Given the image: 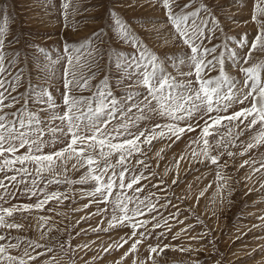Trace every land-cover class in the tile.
<instances>
[{
  "label": "snow or ice",
  "instance_id": "snow-or-ice-1",
  "mask_svg": "<svg viewBox=\"0 0 264 264\" xmlns=\"http://www.w3.org/2000/svg\"><path fill=\"white\" fill-rule=\"evenodd\" d=\"M231 2L239 11L243 10L238 0ZM148 3L164 9L166 22L157 21L159 27L153 29L157 38L167 29L164 45L179 41L182 45L179 52L158 53L114 9L109 12L114 33L122 43L130 45L126 51L117 50L112 36L100 28L79 42L65 35L60 48L63 55L53 59L51 50L39 42L15 36L7 39V24L0 27V264H36L37 260L41 264H60L57 255L68 256V264H76L77 251H91L90 244L94 242L72 246L71 229L75 225L70 218L68 231L56 227L58 222L53 217L41 215L37 218L40 237L32 238L26 232L31 230L27 222L34 210L54 211L45 208L50 201L63 205L65 201L73 204L87 200L81 207H72L71 212L87 211L93 206L96 211L80 216L76 225L94 216L109 217L107 227L97 225L90 229L93 233L130 229V234L113 239L107 247L101 246V251L85 264H97L104 253L111 254L125 246L127 250L114 264H124L130 256L131 264H147L136 258L143 245H147V261L151 264H159L157 257L168 249L182 253L199 251L191 246H161L160 242L174 227L169 221L184 224L179 216L185 211L171 204L174 193L158 195L149 191L144 195L152 180L157 183L151 187L165 193L179 183L178 174L168 185L164 176L151 167L148 153L162 141L166 142L164 147L155 153L157 165L166 149L184 136L196 133L186 150L175 158V167L178 170L189 155L190 163L215 166L213 202L220 197L223 203V190L229 189L224 175V169L229 167L225 156L235 161L237 156L248 155L237 170L245 166L250 169L243 178L245 182L260 173L259 188L248 191L264 192V154L260 158L251 155L264 147V0H243V7L249 10L244 24L255 27L235 34L228 25L231 22L238 26V21L229 13L221 16L222 3L213 0H148ZM61 7L67 27L70 0H63ZM21 39L23 63L21 49L11 47L21 43ZM28 45L34 50L31 61ZM105 57L107 71L97 80L98 73L105 70L100 67ZM61 62L62 76L57 77ZM33 64L41 65L37 71H43L48 80L61 79L63 90L52 83L33 84L29 71L27 87L19 91L25 79L24 66L31 69ZM170 67L173 71H169ZM53 90L60 98L59 103ZM237 148L239 152L234 151ZM169 170L166 168L165 175ZM53 185L56 190L48 191ZM208 187L211 185L199 192L197 203ZM22 198L35 200L12 203ZM175 198L183 202L186 197ZM160 200L165 203L160 204ZM170 205L176 211L165 217L160 209L166 210ZM17 215L25 222H16ZM195 218L198 223L204 222L199 216ZM258 219L264 221V216ZM193 227L186 225L172 239ZM253 227L264 228V224ZM83 233L85 230L81 229L75 235ZM208 234L190 239L199 240ZM65 235L67 238L62 239ZM150 238L158 243H148Z\"/></svg>",
  "mask_w": 264,
  "mask_h": 264
},
{
  "label": "rangeland",
  "instance_id": "rangeland-1",
  "mask_svg": "<svg viewBox=\"0 0 264 264\" xmlns=\"http://www.w3.org/2000/svg\"><path fill=\"white\" fill-rule=\"evenodd\" d=\"M214 3H222L224 5L221 11V16L224 13H229L235 16L238 21V26L229 22V29L233 34L247 31L249 28H254L255 25H245L244 21L249 18L248 8L243 7V0H238V4L242 11H239L237 6L232 4L231 0H213ZM63 0H0V27H4L7 24V39L12 37L26 38L27 40H35L39 42L40 46L51 50L55 59L57 55H63L61 48L62 39L67 35L73 41H81L83 38L88 37L91 33L97 31L100 28L105 30V33L112 36L113 46L117 50H129L130 45L122 43L114 33V21L112 20L109 12L116 10L118 15L130 25V27L141 36L149 47L160 52H168L172 54L179 52L182 45L177 41L175 44L171 42L164 45L163 35H167V29L160 38H157L154 26L159 27L157 21L164 23L166 18L164 17V9L160 5L155 7L149 6L148 0H70V7L67 12V27H65L64 9L61 7ZM54 5V6H53ZM77 5H79L77 7ZM152 21V22H148ZM107 39V36L105 37ZM169 41L172 37L168 36ZM95 43V38L93 37ZM218 41H213L217 43ZM234 43V42H233ZM23 39L21 43L14 44L11 47L21 49V63H23ZM29 48L28 57L31 61L33 59L34 50ZM186 50V49H185ZM11 51V48L9 49ZM38 55V54H36ZM259 57H254L258 59ZM43 60V58H41ZM108 61L105 57L100 62V67L105 69L97 75V80L103 78L105 75ZM40 64H33L30 69L27 65L24 66V82L20 85L19 91H24L28 84V73L32 72L31 80L33 84H48L52 83L55 87L61 86V79L48 80L43 71H37L40 68ZM64 64L61 62L57 66L56 76L61 77ZM169 71H173L170 67ZM216 73H212L215 75ZM235 75V72L232 73ZM127 83V81H125ZM119 88L116 89L119 92ZM53 95L57 96L53 90ZM58 103L60 98L57 96ZM196 133L184 136L177 144L172 148L166 149L163 154V159L157 165V157L155 153L160 148L164 147L166 142L162 141L155 145V148L148 153L151 157V167L154 171L158 172L160 176H164L165 182L171 185L172 179L177 174L180 177L179 183L176 186H172L170 193L161 192L159 189L151 187L152 184L157 183V180H152L144 190V195H147L149 191L156 192L158 195H171L175 194V197H186L183 202L177 200L175 197L171 199L172 205H177L180 209H185L179 216V220H183L184 224L175 223V221H169L173 223L171 234L167 235V238L163 239V244H170L177 247L191 246L193 249L199 251H191L188 253H182L180 251L168 249L160 257H157L159 264H182V262L199 261V264H264V228L253 227V225L264 224V221L258 219L260 216H264V192H251L249 189L259 188L260 173H257L252 177L250 181L245 182L244 177L250 171L245 166L242 170H237V166L242 163L244 159H248V155L243 157L237 156L235 161L228 159L229 167L224 169V175L228 178L229 189L231 195H228L229 189L223 190V203H221L220 197H216L213 202V193L216 192V168L208 163L201 164L199 162H191V156L189 155L185 160L181 161L179 169L175 167V158L186 150L189 140L194 138ZM251 135V133H249ZM59 146V145H57ZM195 147V145H193ZM190 151V149L188 150ZM239 152L240 149H234ZM261 154H264V147L254 150L251 155L260 158ZM223 163V160L221 161ZM166 168L170 170L165 175ZM147 175V173H146ZM74 178H78L74 177ZM159 178V177H158ZM157 178V179H158ZM199 178V179H197ZM239 181V183H237ZM147 183V182H145ZM189 185L191 186L189 188ZM208 185L204 196L200 198L197 203L196 197L199 192ZM43 186V185H41ZM55 185L50 186L48 191L56 190ZM64 190L63 187L60 188ZM130 194V193H129ZM35 198L29 201L27 198H22L20 201L12 200V203L22 202H34ZM83 203H87V200L79 203L69 204L65 201L63 205H57L55 202L50 201L45 208H52L53 212L48 211H33L30 220L31 230L26 229V232L32 238H39L41 231L37 228L38 217L41 215L51 216L58 222L56 227L65 229L68 231L67 226L71 220V224L75 225L71 229L73 239L71 244L73 247L76 245H83L89 242L91 251H77L75 253L76 264H85V261L90 260L93 256H96L101 251V246L107 247L112 243L113 239H117L120 236H124L125 233L130 234V229L122 228L115 231L93 233L91 228H95L100 225L103 228L107 227V219L105 216H94L88 221H81L79 225H76V221L80 216L88 215L89 212H95V206L90 207L87 211H81L77 213L71 212L72 207H81ZM160 204L165 203L164 200L159 201ZM8 206V205H5ZM104 205H101L103 207ZM187 209H191L189 212ZM165 217L169 213L175 212L176 209L171 205L165 210L160 209ZM57 213H65L66 216L57 215ZM195 213V215H193ZM196 216H199L204 222L198 223ZM185 217L187 219L185 220ZM70 218V220H69ZM16 222L22 221L19 215L16 216ZM186 225H194V227L181 234L177 239L173 240L172 236L184 228ZM81 229L85 230V233L80 236H76L75 233ZM159 231V230H157ZM208 232L209 234L202 239L193 240L190 237L198 236ZM17 233L13 230V235ZM57 234V233H54ZM67 236H63L62 239H66ZM148 243L155 245L158 241L155 238H150ZM147 245H143L136 253L138 260H145L147 264H151L147 261L149 253L146 250ZM21 249L20 251H22ZM127 250L125 248L112 252L111 254L104 253L103 259L97 261V264H114L116 260L120 258L122 253ZM42 251V250H40ZM19 255V252H14ZM155 255V254H153ZM44 257L43 259H47ZM57 259L60 264H68L69 257L57 255ZM132 257L130 256L124 261V264H131ZM36 264H41L40 260L36 261Z\"/></svg>",
  "mask_w": 264,
  "mask_h": 264
}]
</instances>
